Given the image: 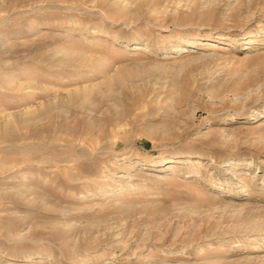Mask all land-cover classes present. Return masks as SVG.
Masks as SVG:
<instances>
[{"label":"rangeland","instance_id":"rangeland-1","mask_svg":"<svg viewBox=\"0 0 264 264\" xmlns=\"http://www.w3.org/2000/svg\"><path fill=\"white\" fill-rule=\"evenodd\" d=\"M0 264H264V0H0Z\"/></svg>","mask_w":264,"mask_h":264}]
</instances>
